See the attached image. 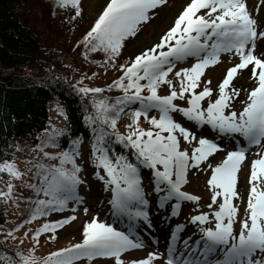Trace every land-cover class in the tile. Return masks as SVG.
<instances>
[{"label": "snow or ice", "instance_id": "obj_1", "mask_svg": "<svg viewBox=\"0 0 264 264\" xmlns=\"http://www.w3.org/2000/svg\"><path fill=\"white\" fill-rule=\"evenodd\" d=\"M165 3L166 0H107L80 41L85 54L102 52L103 67L114 66L126 39L136 35ZM55 5L60 9L71 7L72 19L82 15L81 0H55ZM258 44L264 45V30L248 12L245 0H186L158 43L128 63L120 64L121 75L107 87L120 91L121 95L111 102L107 97L94 99L93 113L84 117L92 132L89 162L94 168L93 175L110 192L108 204L112 216L127 219L126 230H118L93 216L83 224L80 242L51 251L42 259L34 255L35 248L25 251L16 247L15 259L2 254L0 264H77L82 258L89 262L94 258H114L115 264H125L121 259L123 253L145 247L141 225L146 229L153 226L152 202L145 191L141 168L150 170L151 192L156 206L165 210V215L178 216L183 202L198 204L200 197L182 190L188 171L201 169L202 163L223 149L217 140L204 136L197 139L194 132L173 118V113L181 114L197 127L207 125L217 139L239 136L244 146L237 144L220 163L214 167L209 165L211 175L207 185L212 193L211 203L207 205L209 211H199L189 218L196 225L199 238L181 240L180 234L186 225H170L164 253L150 251L127 264H157V261L160 264H264V151L258 152L250 164L245 218L238 220V231L235 225L239 209L233 203L234 198H239L238 172L246 150L264 142V54H254ZM222 53L238 57V62L227 68L212 99L211 81H201V77L207 67L219 62ZM189 58L195 61L190 67L174 72L176 64ZM248 69L249 79L255 86L247 92L239 112L226 111L240 92L232 86L234 78ZM173 72L178 90L168 78ZM162 84L168 87L167 95L158 93ZM77 91L95 96L104 89L84 86ZM176 100L186 101L187 106H179ZM205 100L206 107L202 104ZM150 112L158 115H149ZM122 115L128 120L123 133L117 129ZM141 117L149 128L140 126ZM44 133L45 138L36 145L42 157L28 169L32 172L31 182H23L34 193V197L28 198L34 207L28 210L29 216L22 224L63 212L70 202L75 211L83 199L78 193V187L84 183L80 177L82 165L77 163L81 154L80 138L69 139L70 147L62 151L49 152L44 149L58 146L65 129L53 126ZM181 139L191 146L190 152L188 147L181 148ZM112 143L130 150L134 159L112 151ZM25 175L14 159L0 161V181H4L6 189L0 190V198L15 202L13 181L23 180ZM218 197L222 200L218 201ZM217 204L214 209L213 205ZM84 211L87 213V208ZM75 219L67 216L46 220L32 232L33 243H38V237L46 232L53 233L50 238L54 239L57 229ZM14 231L10 230L5 238L15 239Z\"/></svg>", "mask_w": 264, "mask_h": 264}, {"label": "trees", "instance_id": "obj_2", "mask_svg": "<svg viewBox=\"0 0 264 264\" xmlns=\"http://www.w3.org/2000/svg\"><path fill=\"white\" fill-rule=\"evenodd\" d=\"M106 3L107 0H102L93 16L85 14L81 7L82 15L72 19L74 10L71 7L60 9L55 0H0V161L31 162L29 169L32 168L42 157L36 145L45 138L44 130L51 131L53 126L65 129V134L59 138L58 146L46 147L45 151H62L70 147L68 141L75 137L90 150L92 132L84 117L93 113L94 99L107 97L111 102L121 95L120 91L107 86L121 75L120 64L132 59L124 49L125 42L115 65L107 69L103 67L102 52L85 54L80 41ZM84 86L104 91L95 96L79 93L77 88ZM127 123L122 115L117 129L125 132ZM140 126L150 127L143 117ZM21 148L24 154L16 156L15 152ZM110 148L134 159L130 150L122 145L112 143ZM89 156L90 152L88 160ZM29 173L32 175L31 171ZM5 212V203L0 198V255L15 259L14 250L18 246L5 238Z\"/></svg>", "mask_w": 264, "mask_h": 264}, {"label": "rangeland", "instance_id": "obj_3", "mask_svg": "<svg viewBox=\"0 0 264 264\" xmlns=\"http://www.w3.org/2000/svg\"><path fill=\"white\" fill-rule=\"evenodd\" d=\"M102 0H83L82 7L84 13L87 15H94L95 11L100 6ZM186 0H166V3L162 6L158 7L156 11V15L149 22L143 24L136 35L131 36L126 40V50L131 55L138 54L142 52L146 48H150L153 44L158 43L161 35L164 34L173 24L176 16L182 10V7L185 5ZM246 7L250 15L257 21L258 25L264 30V0H245ZM257 56L264 54V45L258 44L255 53ZM194 59L189 58L185 61H182L176 64L174 72L179 70L180 68L190 67L192 63H194ZM238 62V57L234 55H229L222 53L220 56L219 62L214 66H209L205 69L203 76L201 77V81L210 80V87L213 89L212 99H215L216 90L218 84L222 81L223 76L226 73L228 67L233 66ZM174 72L169 74V79L173 81V86L178 90V81L174 76ZM250 69L243 70L240 72L233 80L232 86L236 89H240L239 96L231 101L230 108L226 111L234 110L239 112L243 104L242 101H246L247 92L250 91L255 85L252 80L249 79ZM203 83L201 82L200 88L202 89ZM160 95L168 94L167 85H161L158 89ZM181 107H186V101L176 100L174 101ZM202 104L206 107L207 100L203 101ZM154 114L158 115L156 112ZM173 118L182 124V126L187 127L190 131L194 132L197 139L201 136H204L208 139L217 140L218 143L221 144L222 151H218L209 157L207 162L202 163L201 169H190L187 174V183L185 187L190 190L194 195L200 197L198 204L196 202H183L181 209L179 211V215L176 217H171L165 215V210L159 209L155 204V195L151 192V184L148 183L147 175H143V184L147 193H149V200L152 202L150 204L151 208V219L153 229L152 232L149 231L145 237V234H142V230H140L141 238L145 242V247L135 250L126 251L122 254L121 259L127 264L128 261L136 260L143 258L147 255L148 252H160L164 253L162 248H166V241L170 232V225H175L176 223H182L186 225L184 231L180 234V236H185V234H191V239L195 241L199 238V233L196 225L191 224L189 222V218L192 215L198 214L199 211H209L207 205L211 203V190L207 185V180L211 175V170L209 165L215 166L220 163L224 156L227 154V151L235 150L237 144L240 146L243 145L242 138L239 136H234L232 138L229 137H221L217 139L216 133H214L207 125L202 127L195 126L192 122L186 121L181 114L173 113ZM188 147L189 152L191 150V146L186 145L181 139V148ZM264 151V142H262L261 146H255L251 149L246 150V158L242 162L240 170L238 172V185L236 191L239 194V198H234L233 203L238 207V218L237 223L235 225L237 231L239 229L238 220L245 218V209L247 204V193L249 190V184L247 182V176L250 173V164L253 159L257 158V153ZM85 160V155H81L78 160L79 164H83L82 161ZM18 165L21 172H25L26 175L23 177V180H27L30 173H27V167L29 165L28 162L18 161ZM82 168L84 170L80 173V177L83 179L84 183H82L78 187V193L83 198L82 203L75 206V211H72L73 204L70 202L68 207L60 217L67 216H75L76 219L70 221L68 224L64 225L62 228H59L56 232L57 239H63V241L55 242L56 245L61 243L71 241V237L75 232L81 231L82 227L86 221H90L94 214L98 215V218L105 219L106 216L103 217L104 210L103 206H101L103 197L105 194L101 192L97 188V184L92 179V173L94 172L93 167H88L87 164H83ZM149 176V174H148ZM0 190H6L4 187V181H0ZM222 200V197H218V201ZM217 205H213V208H217ZM87 208V213H85L84 209ZM100 215H99V214ZM14 221L17 222V214H13ZM32 227V226H31ZM122 231L126 230L127 225L121 227ZM25 232L28 233L25 236ZM25 236V244L29 248H35V251L42 252L46 246L50 242V237H44L38 240V243L34 244L30 233L27 229L23 230L22 233H17L18 236ZM155 238L159 243L153 244L151 238ZM29 238V239H28ZM82 261H78L77 263H81ZM115 263L114 258H94L90 264H113ZM157 264H160L157 261Z\"/></svg>", "mask_w": 264, "mask_h": 264}, {"label": "bare ground", "instance_id": "obj_4", "mask_svg": "<svg viewBox=\"0 0 264 264\" xmlns=\"http://www.w3.org/2000/svg\"><path fill=\"white\" fill-rule=\"evenodd\" d=\"M185 237H191V234L185 235V236H181L180 239L183 240Z\"/></svg>", "mask_w": 264, "mask_h": 264}]
</instances>
